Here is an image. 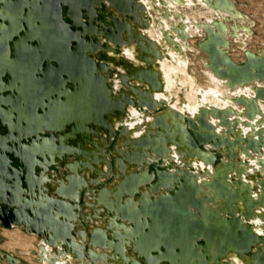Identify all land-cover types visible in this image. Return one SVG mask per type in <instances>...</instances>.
<instances>
[{
  "label": "bare ground",
  "instance_id": "1",
  "mask_svg": "<svg viewBox=\"0 0 264 264\" xmlns=\"http://www.w3.org/2000/svg\"><path fill=\"white\" fill-rule=\"evenodd\" d=\"M102 1H106L107 8L114 10L125 20L123 27L112 38H108L104 31L98 41L97 37L89 36L87 54L95 56L97 52V57H93L98 62L93 68L86 69L82 79L66 82L61 87L59 96L65 94L69 85L74 89L71 90V95L65 94V102L69 103L61 109L63 114L53 119L54 125L51 129L46 128L57 131L62 144L68 145L71 138L76 139L79 152L71 153L65 148H57L46 138L42 140L44 142L34 139L35 143L29 146L31 155L23 153L18 157L23 162V181L26 184L23 186L22 182L17 183L18 200L25 205L24 208L31 211L45 204L51 198L50 194L53 197L61 196L70 202L71 199L79 198L83 187H90L86 195L85 209L82 207L76 211L73 205L67 203V220L74 228H81L80 219L87 220L88 230L91 231L90 250L87 253L94 264H264V261L257 258L259 248L264 247V185L260 186V191L254 192L251 183L246 179L248 168H264V153L261 158L256 157V153L261 152L264 147V81L237 78L232 67H228L223 60L230 48V36L238 39L245 48V37H251L252 34L248 16L231 0H200L203 6L215 14H221L224 18L228 14L233 16L234 23L230 26L223 19L209 18L201 29L207 35L205 48L214 52L218 50V61L221 64H216L217 60L212 58L209 77L211 83L215 82L214 86L211 85L206 90L195 88L187 94L191 116L187 123L183 109H177V105L169 106L155 115L149 113L146 118L142 116L146 113L136 114L131 100L148 94L160 101L165 97V91L171 90L176 84L171 78L172 73H185V69L180 68L186 66L185 57L179 53L182 51L181 46L170 52L175 61L178 59L179 68L176 64L165 61H162L161 67L156 65V61L164 55L161 44L163 36H166L168 44L175 47V42L167 32L170 28L169 22L182 32L180 37L185 36L189 26L187 20L183 27L176 23L177 19L184 18L172 8L176 1L164 3L165 8L161 11L163 16L159 18L157 32L155 31L157 37L150 31L145 14L149 11V1L161 6L160 0H91L90 7L94 14H98ZM78 3L79 0H76V4ZM70 9L73 13V5ZM4 10L20 17V21L18 23L13 19L3 18V13H0V25L4 28L0 30V40L7 42L20 33L23 21L27 24L16 43L35 37L33 25L37 20L45 24L49 12L48 7H41L40 0H27L21 13ZM127 14H132L134 19L127 20ZM75 20L77 21L76 15L73 18L74 23ZM244 20L249 26L245 25ZM12 29L17 32L8 34ZM4 30L8 32V38L3 36L6 35ZM86 33L95 34L88 28L75 33L73 37L80 38ZM64 34L70 38L67 29ZM104 52L110 56L112 67L121 55H125L129 62L125 66L108 70L100 63V55ZM257 53L264 56V50ZM8 54L9 52L6 53L7 58ZM222 65L226 71L219 68ZM155 68L158 72L155 76L157 86L154 88L149 85V72H155ZM115 69H119L116 70L117 73ZM138 71L137 80L132 83L130 78ZM120 73L124 74L123 78ZM109 82L113 87H109ZM181 82L186 83V78ZM145 83H148V89L145 88ZM191 84L194 86L193 81ZM223 85L229 86L230 92L236 98H231L229 92L226 93L222 88ZM7 88L12 91L13 97L0 96V115L12 130L20 132V137L27 136L31 130L25 123L30 122L31 118L23 108L28 103V97L24 96L19 80L3 83L0 90L3 92ZM81 93H84L83 99L80 97ZM5 103L9 105L7 108H3ZM237 103L244 104V108L240 109ZM58 106L60 107L59 104ZM155 106L157 103L153 105L154 109ZM135 115L136 121H129ZM38 118L41 124V114H38ZM120 125L123 128L115 148L117 168L114 171L111 167V155L107 151L108 144ZM38 128L41 129V126ZM64 131L66 134L62 136ZM190 133H197L206 139L215 136L214 140L224 155L218 167L215 168L209 163V153L191 144ZM208 146L213 147L212 144ZM14 152L19 154L17 150ZM36 154L43 156L42 160ZM251 154L254 156L250 157ZM161 156L177 161L188 182L189 192L199 201L200 205L191 208L193 216L214 228L224 229L222 237L209 240L206 246L197 248L192 242L194 252H163L158 243L145 237L143 232L147 225L146 220L139 218L142 220L139 224L125 218L129 217L127 210L134 212L145 200L159 198L168 192L161 186L143 188L148 165ZM239 157L242 159L239 160ZM49 164H56L62 172L63 168L68 169L67 174L58 178L60 182L51 176ZM205 166L210 170L205 171L203 177L199 170L206 168ZM37 167L41 168L40 175L36 174ZM192 167L197 168L194 173H190ZM261 168L257 170L264 171ZM138 171L141 173L138 174ZM113 172L116 179L106 184ZM231 174L236 182H232ZM86 175L91 180L88 184ZM172 179L175 178L168 180L169 187H173ZM95 181L99 182L98 185ZM55 182L57 187L54 186ZM100 184L102 187H98ZM93 185H97L99 193H93ZM138 191L141 196L136 198ZM108 213L113 215L109 216ZM118 219L122 222H118ZM109 231L112 234L107 237ZM43 232L42 249L47 251L49 243L46 239L48 236L52 237L59 259V254L63 253L59 247H63L65 243L62 229L52 226L50 230L44 229ZM85 240L86 234L82 230L77 231V236L71 237L70 245L73 249L84 252ZM71 251L73 250L70 249ZM82 264H88V261L84 259Z\"/></svg>",
  "mask_w": 264,
  "mask_h": 264
},
{
  "label": "water",
  "instance_id": "2",
  "mask_svg": "<svg viewBox=\"0 0 264 264\" xmlns=\"http://www.w3.org/2000/svg\"><path fill=\"white\" fill-rule=\"evenodd\" d=\"M26 1L27 0H0V5L4 9L21 13ZM90 1L91 0H79V3L76 4V0H40L41 7H48L49 12L45 24L37 20L33 25L35 37L16 43V40L21 38L27 26L23 21V29L18 35H14L7 42L0 40V83L2 82L1 84L3 85V83H11L14 80L20 81L24 91L23 94L28 97V103L23 109L31 118L30 122L25 123V126L29 128L31 132L28 133L27 136L20 137V132L12 130L0 115V226L12 227L13 225H19L27 231L42 236L43 242L44 229L48 231L52 226L61 228L66 242L63 243V253H74L79 260L80 257L88 258L89 256L87 252L89 250L91 233L84 229L71 226V223L67 220V203H70L74 206L76 211H79L85 205V198L90 187L87 185L83 187L79 198L76 200L71 199L70 202L61 196L53 197L52 194H50L51 198L45 204L39 205L31 211L24 208V205L18 200L16 191L19 181L22 182L23 186L26 185L23 181V162L18 157L25 153L29 146L35 143L34 139L42 141L46 138L57 148H65L70 150L71 153L79 152L76 139L71 138L70 144L65 145L60 142L57 131H49L46 129H51L54 125L53 119L63 114V110L61 109L69 103L65 102V94L71 95V90L74 89L72 85H69L65 94L59 96L61 87H63L66 82L82 79L86 74V69L93 68L98 62L92 55L87 54V48L90 45L88 39L89 33L80 38L73 37V35L82 30L91 28L95 32L94 37H97V41L98 37L102 36L104 32H106L105 34L108 38H112L117 31L122 29L123 22L125 21L119 17L114 10L107 8L108 5L106 1H102L99 8L102 7L107 11L113 12L112 20L114 24L107 26L103 23L102 19L99 18V8L98 14H94L90 7ZM175 1L176 3H181L182 0ZM72 5L73 13L70 12ZM75 15L78 21L77 23L73 21ZM91 15H95L94 20L89 19ZM128 15L132 16L134 19L132 14H127V16ZM216 15H218V17L215 19L220 20L221 16L219 14ZM1 20L0 18V21ZM127 20L129 19L127 18ZM223 20L232 22L233 18L229 17L228 14ZM205 23V21H202L197 24H200L203 29ZM65 29L68 30L70 38L64 34ZM251 31L253 34L252 26ZM206 40L207 36L205 33L204 39L199 43V48L207 54V67L211 69L213 57L217 60L216 64H221L218 61L220 55L218 50L214 52L212 49L205 48ZM260 50L264 49L261 48ZM8 52L9 57L7 58L6 53ZM244 53L245 59L240 63L233 61L229 55V51L226 52V58L223 60L228 67H232L237 78L247 81L251 79L264 81V56H260L257 52H253L247 48H244ZM103 55L109 59L106 54ZM100 63L106 68L109 67L104 60L100 61ZM219 68L222 71H226L224 65ZM149 76L150 85L153 87V77L150 72ZM155 84L157 86V80ZM2 93L8 96L11 93L9 97H13V93L9 88L5 89ZM21 96L23 95H17V97ZM144 96L152 100L146 103L142 97L137 99L132 98L133 105L135 103L147 104L149 108H153L154 104H160L155 98L148 96V94ZM48 97L50 98L49 100L47 99ZM80 97L83 99L84 93H81ZM57 104H59L60 107H57ZM8 106L9 105L6 103L3 104V108ZM38 114H41V124L38 120ZM190 118L191 116L187 120L185 119L187 123L190 122ZM39 125L41 129L38 128ZM122 128L123 126L121 129ZM65 134L64 131L61 135L65 136ZM214 137L215 136L206 139L197 133L189 134L191 144L199 150L209 153V163L216 167L222 161L223 153L218 148L219 145L214 140ZM208 144H212L213 147H209ZM14 150H17L19 154H15ZM215 150L221 153L220 161L217 164L215 163L217 159ZM36 155L39 160H42L43 156L39 154ZM253 156L254 154L250 155V157ZM160 159L163 158L160 157ZM160 159L158 160L160 161ZM169 159L173 158L170 157ZM154 161L156 160H153L148 165L149 169L147 173L150 171V166ZM111 162L114 168L116 161L113 156L111 157ZM205 167L204 170L200 169L199 171L204 173L208 169L207 166ZM49 168L53 172L55 178L61 177L62 174L66 172L65 169L62 172L56 164H49ZM180 169L178 165L176 171L158 170L157 174H153V176H147L146 173V177L143 179V188H156L157 186H161L165 190H168V192L162 194L159 198L145 200L134 212L127 210L129 217L125 216V218L139 224L142 220H146L147 225L143 233L147 240L158 243L163 252L175 250L177 253L181 254L191 251L194 252L192 249V242L195 243V247L199 248L200 246H206L211 239L222 237L224 229L220 227L214 228L193 216L191 208L200 205V203L194 195L189 192L188 182ZM193 169H190V173H194L195 170ZM255 171L264 173L262 170L256 169ZM251 173L253 172H249L248 175ZM36 174H41L40 167L36 168ZM178 175L179 177H177ZM114 178L113 172L107 182L110 183ZM148 178L156 179V182L150 187L144 185V182L148 180ZM169 178H175L172 179L173 181L171 180L172 183H174L173 187H169ZM101 185L102 184L98 187ZM262 185H264V179L258 181V188ZM93 188L95 193H97V185H93ZM256 190L258 189H255V191ZM140 196V191H138L135 197L139 198ZM82 199L83 201L81 203ZM80 223L83 227L87 225L83 218L80 219ZM81 230L86 234L84 252L76 249L70 252V239L71 237H76L77 231ZM259 239H262V237H259ZM46 241L49 243V248L53 247L55 250L56 247L53 238L48 236ZM65 246L67 248H65ZM53 251L51 253H53ZM257 254V258L261 259L263 262L264 247H260ZM6 257L11 264H18L17 259L13 256L6 255ZM43 257H49V255ZM1 259L2 256L0 254V264ZM53 260L51 259V264H55ZM88 264L94 263L88 260Z\"/></svg>",
  "mask_w": 264,
  "mask_h": 264
},
{
  "label": "rangeland",
  "instance_id": "3",
  "mask_svg": "<svg viewBox=\"0 0 264 264\" xmlns=\"http://www.w3.org/2000/svg\"><path fill=\"white\" fill-rule=\"evenodd\" d=\"M3 1H5V0H3ZM183 1H186V0H183ZM232 1L234 2L235 6L242 13H244L245 15L248 16V18L251 22L253 34L251 37H245L246 42H247L245 48L250 49L253 52H259V50L261 48L264 49V0H232ZM160 2H161V6H158L155 3H152V1H149V6H148L149 11L145 14V16L147 18V22L149 23L150 31L155 33L156 37H157V33H156L157 31L156 30L158 28L159 18L163 16L161 14V11L164 10V8H165L164 3H166V2L172 3L173 0H160ZM173 3H174L172 5L173 10L181 13V15L184 16V18L176 20V23L178 24V26L183 27L185 20L188 21L189 26H188V29H186L185 36L180 37L182 35V32L180 30H176L173 23L169 22L170 28L167 27L168 29L167 28L166 29L168 32V36L175 42V44H174L175 47L173 45L168 44L166 36H163L161 38V44L164 47V53H163L164 55L162 56V58H160L159 60L156 61V65L157 66L160 65V67H161L162 61H165L167 63H174V64H176V66H178L179 65V64H177L178 59L175 61L172 58V55L170 54V52H172V51L174 52V50L178 49L181 46L182 51L179 53L181 56L183 55L185 57L186 66H184V67L180 66V65L179 66H180V68L185 69V73H181V72L178 73V71H177V73L176 72L172 73L173 76L171 78L173 80V83L175 84V82H176V84H175V86L172 87L171 90L165 91L166 94H165V97L162 98V100L159 101L156 99L160 104L157 105L155 107V109L149 108L147 104H138V103L134 104V108L136 109V114L141 115L143 113H146V114L142 115V116H145L146 118L148 117L149 113L151 115H155V114L163 112L169 106L177 105V109H183L182 112L184 113L185 119L187 120L190 117V111L188 109L189 100L187 98V94L189 92H192L195 88L206 90L211 85L212 86L215 85V82L214 83L210 82L211 78L209 77V72H211V71L207 67V63H208L207 54L204 53L199 48V43L204 39L206 32L204 30H201L202 29L201 25L197 24V23H200L202 21L206 22L209 18L215 19L218 17V15L213 13L209 8L203 6L201 4L200 0H191V2H185V3H182V2L181 3L173 2ZM0 13L1 14L3 13V15H2L3 18H8L11 20L13 19L14 21H16L18 23L20 21V19H19L20 17H16L15 15L10 14L9 11L4 10V8H2V7H0ZM15 14L17 15V13H15ZM96 14H97V12L95 13V15ZM112 14H113L112 11H107L105 8H102V7L99 8V18L102 19L103 23H105L107 26H111L114 24L113 20H112ZM95 15L89 16V19L94 20ZM220 16H221V14H220ZM229 16H231V15H229ZM231 17L233 18V16H231ZM127 18L129 20L133 19V17L130 15H128ZM223 18H224V16H221L220 20ZM28 21L30 24L29 18H28ZM77 22L78 21L75 20V23H77ZM243 22L245 23V20ZM227 23L231 26L234 22L230 21ZM247 24L248 23H245V25H247ZM247 26H249V25H247ZM30 27H31V24H30ZM3 29H2V25H0V30H3ZM195 29H198L201 31H196ZM231 30L233 31L232 28H231ZM13 32H17V30L12 29V30H10L9 33L5 32V30H4L3 33L6 35H3V36L4 37L6 36L8 38L9 37L8 34L13 33ZM186 34H188V35H187V39L185 40ZM94 35L95 34H93V35L89 34L90 37H92ZM184 40H185V42L183 43ZM229 40H230L229 55L231 56L233 61H235L237 63L242 62L245 59L244 47L242 45H240L238 43L239 40L233 36H230ZM106 45H107V43H106ZM96 54H97V52L95 53V56L97 57ZM103 54H106L107 56H109L106 52H104ZM103 54H101L100 56H101L102 60L106 61L107 64L109 65V67L107 68L108 70H110L111 68H116L118 66H125L129 62V59L125 55H121L119 60L116 61V63L112 67L110 56H109V59H110L109 60ZM179 66H178V68H179ZM119 69H115V72H116V70H119ZM157 72H158V69L155 68V72L151 73L152 77H153L152 81H153V87L154 88L156 87V84H155L156 79L154 77L157 75ZM138 74H139V71L134 73L132 78H130V81L132 83L136 82ZM120 76H121V78H123L124 74L120 73ZM111 77H112V75H111ZM185 78H186V83L183 84L181 82V80L185 79ZM191 81L194 82V86H193V84H191ZM224 86L225 85H223V87H222L224 89V91L226 93L229 92V94L231 95V98H233V99L236 98V95L230 92V87L229 86L224 87ZM1 87H2V84L0 83V89H1ZM109 87H113L111 82H109ZM145 88L148 89V83H145ZM1 90H0V96L8 97V95H3L1 93L2 92ZM163 91H164V89H163ZM229 94H227V95H229ZM10 95L11 94H9V96ZM142 98L145 100L146 103L149 102L150 100H152L146 96H144ZM127 104L131 105V103H127ZM237 104H238L240 109H243L245 106L244 104H239V103H237ZM136 119H137V115L130 117L129 121L135 122ZM121 127L122 126L120 125V127L117 128L118 132L116 130L115 136L112 138L110 144H108L107 153L109 155L111 153V155L113 156L114 159L116 156L114 153V144H115V148H116V144L120 139V134H121L120 131L122 130ZM42 142H44V141H42ZM110 145H111V147H110ZM109 148H110V151H109ZM215 152L217 155V159H216L215 163L217 164L220 161L221 153L217 150H215ZM263 153H264V147H262L261 152L256 153V157L258 159L261 158ZM28 154L31 155L29 148H27V150L25 152V155H28ZM162 158L163 159H160V157L157 158L156 161H154L151 164L150 171L147 173V176H153V174H157L158 170L176 171L178 165H177V161L175 159L174 160L169 159L170 157H162ZM158 159H160V161ZM223 159H224V155L222 157V161H223ZM241 159L242 158L239 157V160H241ZM222 161L216 167H218L222 163ZM113 164H114V161H113ZM111 167H112V162H111ZM116 168H117V165L115 164V167L114 168L112 167V169L115 171ZM193 168H195V169H193ZM259 168H261V167L255 166V167L248 168L246 171V174L248 172H253V173L249 174L248 176H246V179L249 183H251V182L253 183V184L251 183V186H252V190L254 192L260 191V187L258 188V181L261 179H264V173L259 172V171H255V169H259ZM64 169L66 170V172L63 173L62 175L68 173V169L63 168V170ZM192 169L195 171L197 170L196 167H192ZM204 169L205 168H203L201 170H204ZM261 169H264V168H261ZM53 170H55V169H53ZM209 170H210V168H208L206 171L208 172ZM140 173H141V171H138V174H140ZM200 174L202 176L204 175V173H201V172H200ZM232 175L233 174H231V177H230L232 182H236V178ZM51 176L54 179H56V181H59L58 180L59 177L55 178L53 172H51ZM86 176H87V181H88L86 184H88L91 180H90L88 175H86ZM114 177L115 178L112 181H114L116 179L115 174H114ZM95 182H97V181H95ZM155 182H156V179L148 178V180H146L144 182V185L146 187H150ZM56 183L57 182H55V185H54L55 187H57ZM98 183L99 182H97V185H98ZM106 184H109V182H106ZM253 185L255 188L253 187ZM255 189H258V190L255 191ZM93 193H95V191ZM97 193H99V190H97ZM97 193H95V194H97ZM86 198H87V196H86ZM86 198H85V202H86ZM83 199H84V197H83ZM83 199L81 200V203H82ZM83 207L85 209V205ZM108 215L112 216L113 214L108 213ZM240 216L245 220V218L242 214ZM84 220L87 223L86 227H83L81 225V223H80V225H81L80 227L82 229H84L85 231H89L91 233V231L88 230L89 225H88L87 220L85 218H84ZM118 222H122V221H120L118 219ZM94 226H96V225H94ZM110 233H111L110 231L107 233V237L109 236ZM0 237H1L0 254L2 256L1 264H11L9 262V260L7 259L6 255H11L14 258H16L18 261V264H51L50 261H51V259L53 260L54 258H55L54 259L55 261H53V263H55V264H82L84 259H86L87 261L89 260V258L80 257L81 258V261H80L79 258L77 257V255L74 253L73 254L62 253V255L59 254V257H58L59 259H57V251H58L57 248H55V250H54L53 247L49 248V245H48L47 251H44L43 249L41 250V245L43 243L42 236L38 235L37 233L27 231L19 225H13L12 227L0 226ZM63 242H65V241H63ZM70 242H71V239H70ZM70 242H69V247L71 250H74L71 247ZM84 245H85V243H84ZM65 248H67V247L65 246ZM59 249L63 251V247H59ZM89 250H90V240H89ZM89 250H88V252H89ZM52 251H53V253H51ZM90 254H91V251H90ZM48 255H49V257H43V256H48Z\"/></svg>",
  "mask_w": 264,
  "mask_h": 264
}]
</instances>
